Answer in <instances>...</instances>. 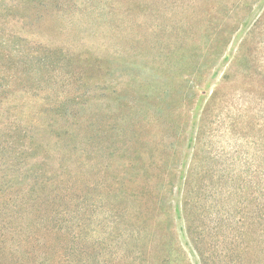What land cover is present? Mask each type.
Instances as JSON below:
<instances>
[{"label":"rangeland","instance_id":"1","mask_svg":"<svg viewBox=\"0 0 264 264\" xmlns=\"http://www.w3.org/2000/svg\"><path fill=\"white\" fill-rule=\"evenodd\" d=\"M43 1L0 0V264H264V0Z\"/></svg>","mask_w":264,"mask_h":264},{"label":"trees","instance_id":"2","mask_svg":"<svg viewBox=\"0 0 264 264\" xmlns=\"http://www.w3.org/2000/svg\"><path fill=\"white\" fill-rule=\"evenodd\" d=\"M38 3L39 4L44 3V1L39 0ZM41 48H43V52L45 55V67H46V69H51L52 66L54 65V63L51 61V55H53L52 51L47 49V47H41ZM63 59L66 60L67 57L64 56ZM49 62H51L52 65ZM86 117H87L86 113H62V115H60L57 118H52V117L49 118L51 127L49 128V130L47 132H48V134L53 133L55 135V138L57 141L53 143V147L57 145V149H58L59 153L64 154L67 151L70 152V150L68 148L63 149L61 147V145L68 144L67 142L69 141V139L76 140V139L82 138L86 135V128H85V123H86L85 118ZM24 125H25V122H24ZM38 125H39V123H38ZM25 127H26V129L21 130V131H25V133H28V134L25 135V140L23 139V142H25V144L28 146L27 147L28 150L35 151L36 153H39V155H41L40 151H42L43 148L41 147L40 142H42L45 139V135L44 134H39V135L37 134L34 136H30L29 130H27L28 128H30V125H25ZM59 129H65V130L62 131V133H60V132H57V130H59ZM78 151H79V154H82L84 152L83 149H79ZM47 159H49L48 155H47V157H43V160H47ZM60 167H61V165L59 166V169H60ZM61 169L66 170V167L62 166ZM73 176H74L73 173H67L66 174V177L72 178ZM66 198H68V195L60 196V199L62 201L60 203V206L64 205V201L66 200ZM147 219H148L147 217H144L142 219V221L140 220L139 221L140 225L142 222L143 227H144V225L148 222ZM131 237H132V234H131ZM164 246H166V245H164Z\"/></svg>","mask_w":264,"mask_h":264}]
</instances>
